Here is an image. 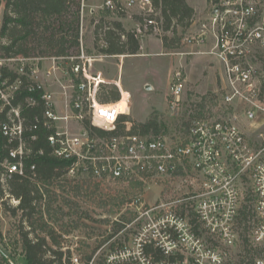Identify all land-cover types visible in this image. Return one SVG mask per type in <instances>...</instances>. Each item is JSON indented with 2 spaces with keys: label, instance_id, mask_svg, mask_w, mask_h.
<instances>
[{
  "label": "built area",
  "instance_id": "2783aa9c",
  "mask_svg": "<svg viewBox=\"0 0 264 264\" xmlns=\"http://www.w3.org/2000/svg\"><path fill=\"white\" fill-rule=\"evenodd\" d=\"M207 7L208 20L184 44L209 46L207 53L221 62L218 98L222 114L193 119L190 114L179 134L153 129L146 134L133 132L131 122H125L119 132L117 122L127 115L121 103L130 108V102L117 82L121 99L99 100L106 80L93 70L97 57L86 54L82 39L78 62L63 70L66 82L60 79L53 90H47V84L52 86V73L43 76L47 81L41 77V66L35 65L30 72L36 85L28 91L41 94L45 125L55 128L49 143L56 157L70 163L69 182L81 187L82 193L106 187L133 191L121 195L120 190L113 199L126 196L135 210L124 229L135 234L137 254L131 244L120 245L110 251L105 264H223L225 251L243 235L256 250L254 264H264V0H207ZM98 14L113 20L138 16L147 32L150 28L161 31L152 18L156 15L154 0H102L98 6L81 0L82 24L91 17L96 28L101 19ZM140 32L144 34L142 26ZM5 63L0 60V67ZM19 73H24L23 67ZM56 84L66 100L68 113L64 115L57 109ZM18 90V83L10 84L0 74V114L7 115L1 132L9 143L17 144L6 168L9 175L24 176L29 151L20 109L13 105ZM185 90L183 70L177 68L168 86L167 101L173 112L184 103ZM29 102L35 104L36 100L30 98ZM113 105L117 106L108 107ZM86 121L97 129L118 133L93 136ZM150 183L163 187V195L154 204L147 202L146 195L135 193ZM40 205L44 211V203ZM103 247L88 264L97 263ZM150 248L162 250L165 258L156 261L155 252L147 251ZM71 263L84 261L72 254Z\"/></svg>",
  "mask_w": 264,
  "mask_h": 264
},
{
  "label": "trees",
  "instance_id": "16d2710c",
  "mask_svg": "<svg viewBox=\"0 0 264 264\" xmlns=\"http://www.w3.org/2000/svg\"><path fill=\"white\" fill-rule=\"evenodd\" d=\"M5 1L3 24L0 29V60L6 63L0 67V74L1 78L8 80L10 84H19L13 105L20 109L25 128L23 138L29 152L24 159L25 175H9L4 164L12 161L10 151L17 144L9 143L1 132V126L7 121L6 112L1 113L0 207L13 216L21 213L22 222H27L29 226L28 230L23 225L18 228V243L21 247L19 264H72L71 250H62L56 228L49 224L51 220L59 221V214L64 217L66 208L78 213L79 206L70 198L60 197L56 191H62L67 183L69 184L67 168L70 163L54 155L49 137L55 132V128L45 125V106L40 92L29 93L28 90L36 85L30 77V72L35 65L41 66L43 60H54L61 67H68L67 69L78 62L77 57L81 53V0ZM154 7L156 14L160 10V16L152 15V18L162 22L164 32L173 34L172 38L166 35L162 38L164 48H178L181 41L178 38L179 29L185 32L192 26L196 10L187 0H154ZM106 15L103 14L95 28L96 52L107 57L138 55L141 51L142 34L127 30L122 21L108 19ZM134 18L143 29V18ZM87 54L93 55V50H88ZM9 61L17 63L19 67L12 68L11 62L7 63ZM21 67L24 68V73H19ZM30 98L36 100L35 104L29 102ZM120 99L121 93L116 86H109L99 96L103 103L117 102ZM212 99L210 101L216 102L215 95ZM205 100L207 96H204L201 102L194 103L191 119L211 115L209 104H206ZM125 122L133 124V132L146 134L152 129L156 132L161 130L158 112H153L144 123L134 121L129 115L121 116L117 122L119 132L123 131ZM85 127L93 136L109 137L118 133L92 127L89 121H86ZM74 190L75 195L80 196L83 189L76 186ZM9 199L19 203L12 207L8 205ZM41 202L45 205L44 211ZM57 202L59 204L55 208ZM241 237L242 246L235 264H254L256 250L246 236ZM95 251L84 254V264L89 263ZM147 251L155 252L156 261L165 258L160 249L150 248ZM0 261L13 264V258L3 249H0Z\"/></svg>",
  "mask_w": 264,
  "mask_h": 264
},
{
  "label": "rangeland",
  "instance_id": "374dc122",
  "mask_svg": "<svg viewBox=\"0 0 264 264\" xmlns=\"http://www.w3.org/2000/svg\"><path fill=\"white\" fill-rule=\"evenodd\" d=\"M187 1L191 7L196 8L195 22L197 21L198 23L195 24V22H193L192 26L185 32L179 29L178 38L179 40L181 39L180 46L174 49L164 48L162 38L165 35L172 38L173 34L164 32L161 26L162 22L156 19L161 27V31L156 32L150 28V31L147 32V29L143 26L144 34L141 40V51L138 55L105 57L96 52V34L92 20H90L91 17L86 18L83 24L81 23V39L85 51L88 52V50H93V56L97 57L92 63V68L96 72H101L106 80L103 90L106 88L108 89L109 86H116L119 90V87L115 83L117 82V84L121 86L125 97H127L130 102V108L126 106L125 102L122 104V109L127 115L138 123H144L153 112H158L161 131L171 134H179L181 124L189 120V116L193 112L194 103L201 102L204 96H207L205 103L209 104L208 107L211 110L212 116L218 118L222 114L223 109L220 106L218 98V95H220L221 77H219L218 74L216 77L213 76V74H211L212 72L205 70L203 67L198 68L199 72H197L198 75L195 77L194 82H186L184 103L179 109L173 112L167 101L168 86L172 81L177 66H180L179 60L183 59L184 62L183 74L185 79L190 72L192 76L196 74L194 70H190L191 66L189 65L191 56L188 52L192 47L184 44V39L194 34V32L201 28V24L208 20L209 10L207 7V0ZM101 2L102 0H88V5L98 6ZM5 6L6 1L0 0V29L3 24ZM159 12L160 10H158L155 17L160 16ZM106 16L108 19H113L109 15ZM102 17L103 14L97 15V18ZM120 21L123 22L127 30L136 31L141 34V24H139L133 16H127ZM151 30L153 32H151ZM204 48L208 50L209 46H204ZM211 60L215 64V69L219 70L220 73L223 72L221 62L216 57H211ZM10 64L12 68L16 69L19 67L15 62H11ZM44 64V66L41 64L43 70L41 77L46 76L48 71L52 73L49 79L52 86L49 87L47 84V90H53L54 84L60 79L66 82V76H64L63 72L66 73L68 67H61L59 63L54 60H47ZM43 78L48 81L46 77ZM206 80L208 82L209 80L213 82L214 80L216 81L215 83H211V85L210 83H206ZM54 89L58 112L64 115L68 113V108L66 106L63 90H61L59 86ZM214 95L216 102L210 101L213 100L212 96ZM59 125L64 126L63 122H59ZM4 166L6 168L7 163H5ZM179 184L180 182L176 183L175 186ZM149 185L150 186L144 187L141 191L137 189L135 193L140 192V194L146 195L147 202L154 204L156 201H159L161 195H163V187L161 184L153 185L150 183ZM75 188L76 185L69 182L65 189L62 191L56 189V191L60 197L64 196L70 198L72 202L76 203L79 206V208H77L78 213H73V211L65 207L64 217L59 214V221H49V224L56 228L62 250L67 251L70 249L72 254L80 256L84 260V254H86V252L90 253L92 250L97 251L98 248L100 249L101 246H104L102 251L97 254V263L100 264H105V260L110 251L120 245L127 244L128 246L131 244V248H134L135 254H137L138 241L134 240L135 234H130L124 229V223H127L133 218L135 210L130 207L128 197L126 196H122L116 201H113V198H115L114 196H117L116 194H118L120 190H122L120 191L121 195H131L133 191H126L122 188L106 187L103 189H96L95 191L89 190V192L93 193L84 191L80 196H77L75 195ZM172 192L174 193L176 191L173 190ZM17 204L15 200H8V205L12 207L17 206ZM58 204L57 202L55 208ZM20 225H23L27 230L29 229L27 222H22L21 213H19L18 216H13L11 213L3 211L0 207V249L5 250L13 258V264L20 263L19 254L21 252V247L18 243V228ZM49 242L51 243L50 240ZM241 246L242 241L240 240L233 247L228 248V250L225 251L226 256L223 264H235L238 261ZM187 257L190 259L192 258L190 251L187 253ZM0 264L8 263L0 261Z\"/></svg>",
  "mask_w": 264,
  "mask_h": 264
},
{
  "label": "crops",
  "instance_id": "0c3cea01",
  "mask_svg": "<svg viewBox=\"0 0 264 264\" xmlns=\"http://www.w3.org/2000/svg\"><path fill=\"white\" fill-rule=\"evenodd\" d=\"M194 9L196 10V8H194ZM142 50H143V46H142ZM207 52H208V50L205 49L204 47H198V48L192 47L191 50L188 52V54L191 56V58H190L191 62L189 63V65L191 66L190 70H194L196 74L194 76H192L191 72H190L189 75L187 76V78L185 79L186 82H188V83H192V81L194 82L195 77L198 75L197 72H199V70H198L199 67H203L207 71L209 70V72H212L211 74H213V76H215V77L217 76V74L219 77H221L222 72L220 73L219 70L215 69V64L211 60V57H214V56L208 54ZM45 61H47V60H43V62H42L43 66L45 65L44 64ZM179 61H180V66H177V68H181L183 70V66H184L183 59L179 60ZM211 65H213V66H211ZM42 79L44 80L45 78H42ZM215 81L216 80H214V82L212 80H209V82H208L206 80V83L211 84V83H215ZM121 104H123V102Z\"/></svg>",
  "mask_w": 264,
  "mask_h": 264
},
{
  "label": "bare ground",
  "instance_id": "6f19581e",
  "mask_svg": "<svg viewBox=\"0 0 264 264\" xmlns=\"http://www.w3.org/2000/svg\"><path fill=\"white\" fill-rule=\"evenodd\" d=\"M116 106H117V105H113V106H108V107H112V108H113V107H116Z\"/></svg>",
  "mask_w": 264,
  "mask_h": 264
}]
</instances>
